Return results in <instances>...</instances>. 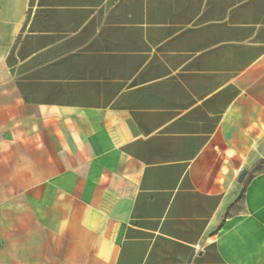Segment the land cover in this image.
Wrapping results in <instances>:
<instances>
[{"label":"crops","instance_id":"0c3cea01","mask_svg":"<svg viewBox=\"0 0 264 264\" xmlns=\"http://www.w3.org/2000/svg\"><path fill=\"white\" fill-rule=\"evenodd\" d=\"M0 264H264V0H0Z\"/></svg>","mask_w":264,"mask_h":264},{"label":"water","instance_id":"95a60500","mask_svg":"<svg viewBox=\"0 0 264 264\" xmlns=\"http://www.w3.org/2000/svg\"><path fill=\"white\" fill-rule=\"evenodd\" d=\"M246 174H247V171L246 170L242 172V174L240 176V179H239L240 182L243 181V179L245 178Z\"/></svg>","mask_w":264,"mask_h":264},{"label":"built area","instance_id":"2783aa9c","mask_svg":"<svg viewBox=\"0 0 264 264\" xmlns=\"http://www.w3.org/2000/svg\"><path fill=\"white\" fill-rule=\"evenodd\" d=\"M196 249H197V250H200V249H201L200 245H197V246H196Z\"/></svg>","mask_w":264,"mask_h":264}]
</instances>
